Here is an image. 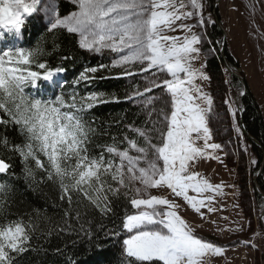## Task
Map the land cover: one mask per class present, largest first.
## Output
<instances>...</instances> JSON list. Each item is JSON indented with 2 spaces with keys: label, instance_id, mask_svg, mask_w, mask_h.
Instances as JSON below:
<instances>
[{
  "label": "snow or ice",
  "instance_id": "obj_1",
  "mask_svg": "<svg viewBox=\"0 0 264 264\" xmlns=\"http://www.w3.org/2000/svg\"><path fill=\"white\" fill-rule=\"evenodd\" d=\"M38 2L0 0V11L5 3L11 5L7 18L0 15V29L19 31L25 24V16L36 11ZM71 2L78 10L60 18L54 0H49L48 7L56 9L55 22L49 31L66 29L68 33L78 34L79 47L90 54L102 55L105 50L115 53L117 58L111 65L99 67L119 68L122 70L119 76L149 73L142 86L133 84L125 99L142 106L141 111L147 116L145 125L151 127L135 126L134 122L125 125L135 137L124 133L123 141H118L113 136L112 144H97L101 151L93 153L88 145L93 143L97 130L85 119L84 113L98 103L119 98L92 92L79 99L73 95L70 104L63 95L55 102L30 101L24 89L30 83L35 85L41 74L19 67L20 64H35L45 69L44 80H50L64 69L57 68L55 73L48 71L40 62L38 48L5 52L0 56V109L20 125L21 135L25 137L23 145L12 149L25 164V179L35 182V169L28 163L34 161L35 168L43 170L48 181L58 183L61 200H66L70 209L87 200L86 207L95 208L101 216L114 215L115 203L122 200L125 212L118 227L130 234L123 241L122 264H212V258L224 256L226 249L194 235L193 227L178 214L181 205L175 198H182L204 218L202 209L207 208L209 213L216 211L213 198L204 194L222 193V185H213L197 170L206 160H219L217 153L223 151L220 143L212 142L211 123L219 114L213 97L204 90L210 78L204 70L203 36L196 31L204 30L214 21L210 16L205 18L202 0ZM190 20L195 23H188ZM178 30L183 36L168 34ZM13 57L15 63L6 66ZM97 71L98 67L86 68L79 80L94 79L88 73ZM155 89L160 92L155 93ZM238 91L239 96L244 95V90ZM226 103L235 122L237 113L243 109L236 106L237 100ZM62 108L73 111H61ZM234 128L239 133V125L234 123ZM4 143L8 145L7 140ZM122 143L126 147L120 148ZM9 167L0 159V173H7ZM6 187L10 192V185L0 183V192ZM165 188L170 190L172 199L148 195L150 189ZM128 205L136 211L131 212ZM5 213L4 202L0 201V218L6 219ZM65 215H69V210ZM76 219L80 220L79 211ZM87 224L89 227L80 223L78 231L91 239V221ZM36 227L31 219L27 223L22 219L0 223V264H13L16 257L29 250ZM70 229L71 225L62 230ZM243 229L244 225L239 223L219 231ZM106 235H119V231L110 230ZM251 246L256 247L254 243Z\"/></svg>",
  "mask_w": 264,
  "mask_h": 264
},
{
  "label": "trees",
  "instance_id": "obj_2",
  "mask_svg": "<svg viewBox=\"0 0 264 264\" xmlns=\"http://www.w3.org/2000/svg\"><path fill=\"white\" fill-rule=\"evenodd\" d=\"M215 1L208 0L211 9ZM48 3L49 0H39L36 11L26 16L25 24L19 31L3 29L0 33V56H3L5 52L16 53L38 48L41 51L40 62L45 64L48 71L55 73L57 68L64 69L57 80L53 78L44 80L45 69H39L35 64H20L19 67L29 68L41 74L35 85L30 83L24 89L25 95L30 101L41 103L55 102L59 96L63 95L68 104L72 102L73 95L79 99L80 96H86L92 92L118 97V101L98 103L84 113L85 119L97 130V134L92 137L93 143L88 145L95 154L101 151L96 145L112 144L113 136H116L118 141H123L124 133L135 137V134L130 132L125 125L134 122L135 126L151 127L150 124L145 125L147 116L141 111L142 106L125 99L126 93L132 90L133 84L142 86L145 82L144 78L149 73L119 76L118 74L122 71L119 68L99 67L100 65H111L113 59L117 58L116 54L109 50H105L102 55L90 54L79 47L78 34L68 33L66 29L49 31L56 9L53 6L49 13ZM54 3L60 18L78 10L71 0H54ZM207 34L215 53L204 37L201 47L206 59L205 71L212 83L211 90L209 86V93L213 97L214 107L219 114V117L211 123L213 139L216 143H220L228 153L233 151L235 137L228 126L226 96L231 90L234 94H239L238 90L242 89L244 80L247 92L242 99L243 110L239 112L238 122L240 123L242 119L248 136L258 142L257 144L245 136L251 152L256 156L257 165L252 170V177L262 195L255 192L254 199L258 206H261L264 204V167L262 166L264 116L245 75L240 71V61L230 51L228 44L223 49L221 28L214 22L208 26ZM89 67H98L96 73H88L89 77L95 78L79 80L80 73ZM228 67L242 76L243 80L231 73ZM154 92L159 93L160 89H155ZM0 121H7V123H0V159H4L10 165L7 173H0V183L11 186L10 192L7 191V187L5 191L0 192V201L4 202L6 208V219L0 218V223L17 219H22L27 223L31 219L37 225L29 241L31 247L16 257L13 264H122V239L126 232L121 231L118 226L122 224L125 212L123 201H117L114 205L115 214L108 216H101L95 208L86 207L87 200H84L78 207L74 204L70 209L66 200H61V189L58 183L48 181L45 178L46 173L35 168L34 161L30 160L28 163L35 169V182L25 179V164L20 155L12 150L14 146L25 143V137L20 132V125L16 124L3 109H0ZM240 126H242L241 123ZM238 139L241 142L240 136ZM5 140L8 141L7 146H5ZM139 142L143 143V139L139 138ZM119 147H126V143L120 144ZM105 155L108 154L105 153ZM243 156L242 151L240 161L243 163L238 165L237 173L239 180L243 182L240 183V187L247 190V166ZM235 163V158L232 157L229 165L236 167ZM246 193L249 198L248 192ZM73 195L75 197V194ZM128 209L131 212L136 211L131 209L130 205ZM66 210H69L67 216L65 215ZM77 211L80 213L79 221L76 219ZM245 211L248 212L247 206ZM87 221H91L90 229L93 233L91 239L78 231L80 223H85V226L89 227ZM69 225H71L70 230H62L68 229ZM110 230L119 231V235H106ZM13 255L15 256L14 253ZM128 259L134 261V258Z\"/></svg>",
  "mask_w": 264,
  "mask_h": 264
},
{
  "label": "rangeland",
  "instance_id": "obj_3",
  "mask_svg": "<svg viewBox=\"0 0 264 264\" xmlns=\"http://www.w3.org/2000/svg\"><path fill=\"white\" fill-rule=\"evenodd\" d=\"M202 2L204 5L203 14L205 18L207 19L210 16L212 20L217 13L216 10H214L215 8L213 9V11H211L208 9L207 0H202ZM218 5V15L220 18V22L226 32L227 41L231 52L240 61V71H242L245 75L252 93L256 97L264 116V0H221ZM51 11L52 8L49 9V13H51ZM26 19L27 18L25 16V21ZM53 21L55 22V16ZM192 21L195 23V20ZM2 30L3 29H0V33L2 32ZM196 31L200 32L201 30L197 29ZM174 34L175 32H172V35ZM7 60L8 59H6V61ZM15 60L16 58H12V62L6 63V66H12V64L15 63ZM53 78L57 80L58 78H60V75H56ZM211 85L212 83L209 79V81L206 82L204 90L209 93V86L211 90ZM226 97V101L237 100L239 94H234V92L231 90L230 92H228V95ZM242 105V100H237L236 106L241 107ZM226 108L229 115L228 126L232 129L235 137V147L232 146L234 152L232 151L231 153H228L226 149L223 148L227 155V164L229 165L230 159L234 157L236 161L235 164L237 166L235 168L229 165V167L232 169H237L238 165L240 163H243L242 161H240V156L243 151V159L247 166V190L240 187V183L243 182L239 180L240 178L237 173L238 183L236 182L235 189L232 188L233 185H231V181L227 179L228 189H230L231 187V189L227 191V193L230 194L232 199L236 198L237 201L239 200L238 196L241 197L242 207L245 216L247 217L245 220H242V224L244 225V230H250V245L252 243L256 245L255 248L250 246L248 250L246 249V253L242 255V260L245 261L244 264H264V204L258 206L256 199H254L255 192L258 193V191L260 192V190L256 185V181H254L252 177V170L257 165L256 156L251 152V149L245 137L246 135L245 133H243L240 123L238 122V113L236 121L234 122L233 117L229 111L228 104L226 105ZM61 111L70 110L69 108H62ZM234 123L239 125V133L235 130ZM238 136H240L241 142L239 141ZM217 154L222 156L221 151ZM253 160L256 161L255 164L252 163ZM222 171L224 173L223 167L218 168V177H221ZM238 185L240 189H238ZM137 186L140 187L139 184H137ZM167 192L168 190L166 188L150 189L148 195L161 196L164 195V193L166 194ZM246 192H248L249 198ZM246 206L248 207V212L245 211ZM126 235L128 237V235L130 234L125 233L122 241L126 239Z\"/></svg>",
  "mask_w": 264,
  "mask_h": 264
},
{
  "label": "crops",
  "instance_id": "obj_4",
  "mask_svg": "<svg viewBox=\"0 0 264 264\" xmlns=\"http://www.w3.org/2000/svg\"><path fill=\"white\" fill-rule=\"evenodd\" d=\"M207 4L208 9L211 10L208 0ZM213 20L214 19H212V21ZM187 22L194 23L192 20ZM177 23L179 24L180 22L178 21ZM203 31L205 32V29ZM168 34L172 35V33ZM183 34L184 33L182 31L178 30L174 35L183 36ZM221 152L222 156L218 154L220 157L219 160H206L203 163H200V167L198 165L197 169L204 177L209 179L213 185L223 186L221 194H204V196H211L213 198L212 206L216 209V211L209 213L207 208H204L201 211L205 213V217L201 218V215L199 213H195L190 206L184 203L182 198L176 197L175 201L181 205L178 209V214L181 215V217L185 219L191 227H193L194 235H197L209 242H214L216 245L226 249L224 256L212 258V264H244L245 261L242 260V255L245 254L246 249L248 250L251 246L250 243L246 245L244 242H250V230L243 229L241 232H229L227 230L219 231L221 228L227 229L235 227L237 224L242 223V220L247 218L242 207L241 197L238 196L239 200L237 201L236 198L232 199L230 194L227 193V191L231 189V187L228 189L227 179L231 181L233 189H235L236 182L238 183L237 169L229 167L226 160L227 155L224 149ZM220 167L224 168V173L222 171L221 177H218L217 170ZM238 189H240L239 185ZM190 195H195V193H190ZM161 197L172 199L173 195L170 194V190H168V192L161 195ZM127 238L128 237L126 235V239Z\"/></svg>",
  "mask_w": 264,
  "mask_h": 264
},
{
  "label": "water",
  "instance_id": "obj_5",
  "mask_svg": "<svg viewBox=\"0 0 264 264\" xmlns=\"http://www.w3.org/2000/svg\"><path fill=\"white\" fill-rule=\"evenodd\" d=\"M218 3V2H217ZM216 3V4H217ZM216 23L218 24V26L222 29V31H223V49H224V47L226 46V44H227V41H226V34H225V31H224V29H223V27H222V25H221V23H220V20L219 19H217L216 18ZM222 54L224 55V52L222 51ZM228 69H229V71L231 72V73H233L234 75H236L238 78H240L241 80H243V78L240 76V75H238V74H236V73H234L233 71H232V69H230L229 67H228ZM242 90H244V95L243 96H239L238 98H237V100L238 101H241L242 99H243V97L245 96V94H246V92H247V85H246V83L244 82V80H243V88H242ZM241 122V127H242V130L244 131V133H245V135L246 136H248V133L246 132V130H245V128H244V125H243V121H242V119L240 120ZM253 142H255V143H257L258 144V142L255 140V139H253L252 137H250V136H248ZM263 167H264V157H263V165H262ZM258 193L259 194H261L259 191H258ZM262 195V194H261Z\"/></svg>",
  "mask_w": 264,
  "mask_h": 264
},
{
  "label": "clouds",
  "instance_id": "obj_6",
  "mask_svg": "<svg viewBox=\"0 0 264 264\" xmlns=\"http://www.w3.org/2000/svg\"><path fill=\"white\" fill-rule=\"evenodd\" d=\"M11 5L8 3H5L4 8L2 11H0V15H3L5 18H7L9 16V12L8 9ZM35 11V9H33V12ZM222 30V29H221Z\"/></svg>",
  "mask_w": 264,
  "mask_h": 264
}]
</instances>
